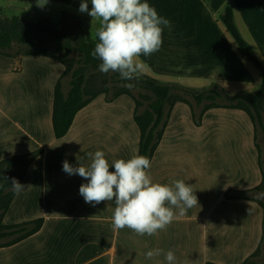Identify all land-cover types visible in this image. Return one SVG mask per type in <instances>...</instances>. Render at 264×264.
<instances>
[{
  "label": "crops",
  "instance_id": "1",
  "mask_svg": "<svg viewBox=\"0 0 264 264\" xmlns=\"http://www.w3.org/2000/svg\"><path fill=\"white\" fill-rule=\"evenodd\" d=\"M228 1L240 36L264 64V0H196L213 23ZM80 2L47 0L57 10L58 18L61 11L68 10L89 27L92 18L79 11ZM240 6L246 15L241 14ZM88 7H92L90 0ZM13 10L22 9L15 5ZM201 22L199 18L193 25ZM217 29L218 37L226 40L223 29ZM193 36L195 44L191 48L180 45L177 57L167 42L150 55L153 64L149 56L141 55L140 59L150 69V65L156 68L154 71L162 75L157 78L160 82H177L191 89L195 88L188 83L206 76L219 83L224 94L222 82L256 83L258 76L248 66L250 62L239 53L234 55L230 43L225 41L227 56L210 37V44L201 47L204 39L199 33ZM174 57L175 64L170 60ZM207 57L217 59L218 66L206 64ZM234 61L241 69L238 72ZM62 71L63 66L50 57L0 54V160L43 149L26 170L24 190L14 195L2 217L3 224L35 219H42V224L35 233L0 247V264H167L163 253L146 258V253L155 249L164 253L172 250L176 264H240L256 248L264 230V203L259 197L258 202L225 196L226 192L231 195L252 189L261 180L252 124L243 111L210 108L196 125L190 107L181 101L174 103L148 171L155 183L171 185L183 180L190 184L199 206L184 215L175 210L173 221L165 229L152 236L139 235L128 228H114L115 202L94 206L85 203L79 186L87 181L62 169L65 160L72 166L77 162L89 165L87 154L97 150L105 153L110 166L114 159L137 155L139 131L132 118L134 101L125 94L113 98L98 94L75 114L66 134L55 138L51 129L52 96Z\"/></svg>",
  "mask_w": 264,
  "mask_h": 264
},
{
  "label": "trees",
  "instance_id": "2",
  "mask_svg": "<svg viewBox=\"0 0 264 264\" xmlns=\"http://www.w3.org/2000/svg\"><path fill=\"white\" fill-rule=\"evenodd\" d=\"M218 20L232 38L239 55L254 65L260 74L257 88L249 93L238 92L232 95L224 94L218 85L195 90L184 87L177 82H160L143 74L135 85L150 92V95L134 96L128 89H123L111 98L125 94L134 101L133 121L139 131L138 155L150 160L162 139L168 117L175 102L186 103L191 110L193 122L198 125L204 112L210 108L222 107L243 111L252 124V142L257 154V166L261 174L260 183L247 191L225 193L226 198H250L257 200L264 191V64L261 63L253 47L240 36L233 20V10L226 3ZM60 27L57 28L49 17L39 16L36 21H27L19 16L0 17V54L5 56L34 55L45 56L57 60L63 71L53 87L51 126L55 138L66 134L72 124L75 114L88 104L98 94L105 91L87 89V74L90 70H99V59L93 58L91 52L98 42L90 36L87 23L71 11L63 10L59 16ZM13 43L23 45L21 53L12 54L7 50ZM82 56L81 64L75 57ZM120 77L118 73L109 72ZM69 74L67 90H63L62 80ZM179 91V94L174 92ZM199 111H194V105ZM143 107L141 112L139 109ZM43 152L38 148L29 152L10 155L0 160V175L16 178L21 184L29 164ZM0 247L12 245L35 233L42 224V219H35L16 224H3L2 217L15 193L10 183L0 179ZM215 264V263H206ZM240 264H264V230L256 248Z\"/></svg>",
  "mask_w": 264,
  "mask_h": 264
},
{
  "label": "clouds",
  "instance_id": "3",
  "mask_svg": "<svg viewBox=\"0 0 264 264\" xmlns=\"http://www.w3.org/2000/svg\"><path fill=\"white\" fill-rule=\"evenodd\" d=\"M81 0L79 11L87 13L92 20L98 21L93 38V58L99 59L101 73H118L122 80H138L149 70V65L141 55L148 57L159 51L162 46V33L171 23L158 15L156 9L146 0ZM43 7L47 0H36ZM129 90L135 85L128 83ZM90 164L77 162L72 166L63 161L62 169L68 175H79L86 180L79 186V195L85 203L100 204L115 202L112 216L113 227L128 228L139 235L152 236L165 229L174 219L175 210L180 215L194 206H199L192 186L183 180H175L171 185L152 181L149 174L151 161L142 155L109 161L103 151L89 152ZM111 169V170H110ZM0 179L10 183L13 192L19 195L25 185L16 178L0 175ZM3 188V183H0ZM164 254L167 264H176L172 250H149L146 258Z\"/></svg>",
  "mask_w": 264,
  "mask_h": 264
},
{
  "label": "rangeland",
  "instance_id": "4",
  "mask_svg": "<svg viewBox=\"0 0 264 264\" xmlns=\"http://www.w3.org/2000/svg\"><path fill=\"white\" fill-rule=\"evenodd\" d=\"M142 2H144V0H142ZM148 3L156 9L158 15H160L161 17L165 19L170 20L171 27L170 28L165 27L163 29V33H162L163 43L162 44L165 45L168 42L169 43L168 46L170 47L171 50L174 51V54L176 57L179 53L178 47L180 45L183 44L185 48H191L195 44L192 40L194 38L193 35L196 33H199L201 37L204 39V41H202L201 43V47L206 46V45L208 46V44H210L207 41L208 38L210 37L211 41L214 40L213 45L216 43V48L220 49L222 54H226L227 56H229V48L227 45H225L226 44L225 41H227V43H230L232 45V53L234 55H238L235 44L232 41L231 37L228 35V33L227 32L225 33L222 23L218 19L216 22L213 23L211 19L209 18V15L206 13L205 9H203L200 6V4L196 2V0H154L153 2L149 1ZM15 5L21 7L22 10L20 11L13 10ZM223 8L224 7H221V9L218 11V14L222 12ZM240 8H241L240 12L241 14H243L246 10L243 9L241 6ZM12 15H17L20 18H23L27 21H32V22L36 21V19L39 16H45V17H49V19L52 21V23L57 28L60 27L59 18L57 17V10L55 9V7L47 3L43 7H38L37 3L32 5V3L29 2L28 0H0V17H9ZM243 15H246V13ZM199 18L202 21L201 25L199 26L193 25V21H196ZM235 20L237 24L241 27V24H240L241 20L238 18L237 15H236ZM172 21H175V24H173ZM215 24L219 26L220 29H223V33H224L223 35H225L226 40L225 39L222 40L218 37L219 35L217 34H219V31ZM98 26H99L98 21L90 20L88 28H89L91 37H93L95 29ZM244 35L246 36L245 33ZM22 50H23V45L13 43L11 45V48L8 49L7 51L11 53L12 55V54L21 53ZM205 53H207V51ZM71 56L75 57L77 64H81L82 56H76V54H73V55L70 54L69 57ZM151 57L152 56H149L150 58L149 62L153 64V58ZM176 57L170 59L172 63ZM212 59H213V62H212ZM212 59L211 57L205 58L206 64L208 63V65L210 66L215 65L217 63L215 62V60L217 59L215 58H212ZM176 62H177V59L174 61V64ZM218 63H217V66H218ZM150 66L152 67V69H150L149 67V70L147 71V73L150 74L155 79L162 78L161 77L162 75L154 71L156 70V68H153V65H150ZM237 66L238 65L235 64V61H234V67L237 68V72H238L241 69ZM248 66H250V68L255 70L258 76L256 83L253 85H247V84L244 85L238 82H231L230 80L222 82L221 84L226 94H235L238 92L249 93V92L254 91L257 88L259 81H260V74L258 70L253 67L254 66L253 64L250 63L248 64ZM43 72L44 70L40 71V76H43ZM25 78L27 79L26 76ZM68 79H69V74L62 80V86H63L64 91L67 90ZM191 82L192 83H188V84H191V86H193L195 90H201L203 88H209L215 84L216 85L219 84V83L217 84L211 76L201 77L199 80H196L195 82L194 81H191ZM128 83H133L135 85V80L133 81L122 80L120 77L114 76L110 73L104 74V73H101L99 70L89 69V72L87 74V89L91 91H105L108 97L115 95L119 91H123V89H128V91H130L134 96H138L140 94L150 95V92L148 90L142 87H139L137 85H135L133 89L129 90V88L126 87ZM174 93L179 94L180 92L176 91ZM188 99L194 105V111L198 113L200 107L196 106L194 101L191 98L188 97ZM142 109L143 107H141L138 112H141ZM262 155L264 156V151L262 152ZM261 190L264 191V188H262ZM258 197L264 203V195L263 196L261 195Z\"/></svg>",
  "mask_w": 264,
  "mask_h": 264
}]
</instances>
